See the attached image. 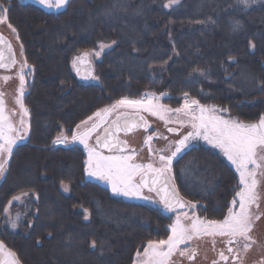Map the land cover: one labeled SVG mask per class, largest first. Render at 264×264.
<instances>
[{
  "label": "trees",
  "instance_id": "1",
  "mask_svg": "<svg viewBox=\"0 0 264 264\" xmlns=\"http://www.w3.org/2000/svg\"><path fill=\"white\" fill-rule=\"evenodd\" d=\"M166 2L69 0L52 13L0 0L32 67L23 96L27 140L13 148L0 181V242L19 264H133L149 241L168 237L173 212L114 196L85 179L81 147L54 145L97 111L145 94L177 108L188 93L228 109L218 111L224 119L252 123L264 115V0L248 8L239 0H180L167 9ZM100 43L111 47L101 51ZM97 51L90 55L96 79L77 81L72 58ZM171 169L199 216L227 215L240 185L220 152L190 147Z\"/></svg>",
  "mask_w": 264,
  "mask_h": 264
},
{
  "label": "snow or ice",
  "instance_id": "2",
  "mask_svg": "<svg viewBox=\"0 0 264 264\" xmlns=\"http://www.w3.org/2000/svg\"><path fill=\"white\" fill-rule=\"evenodd\" d=\"M35 2L44 8L52 9L53 7L61 8L65 7L69 0H35ZM180 0H167L163 5L164 8H172L178 5ZM256 0H239L245 8L249 7L250 3H255ZM8 8L3 3H0V23L6 18ZM201 23V21H197ZM11 27V25H9ZM240 28L239 22L233 25V31H238ZM12 31L16 30L12 28ZM115 43V42H113ZM0 44H2V38H0ZM251 44V42H250ZM11 51V45L8 46ZM102 51L105 48H110L111 45L100 43L98 45ZM254 47V46H253ZM101 51L86 52L81 56H77L73 60V67L76 68L77 62L83 63L88 55H95L99 57ZM6 59H9L5 55V52L0 48V68L9 67L5 63ZM11 64H15V57L12 56ZM28 67L27 62L22 65L20 71L17 73L19 79L18 95L16 103L19 105L22 115L27 116L28 109L24 106L23 96L25 92V77L28 75L24 71ZM78 71V69H77ZM203 75V73H201ZM87 76L92 79H96L91 72L87 73ZM11 77H4L7 81ZM146 95V101L133 100L128 98H121L117 100L110 108H105L102 111L109 113L119 108H131V109H143L150 112L152 115H159L161 119H164L162 113L175 111L177 114H183L188 118L187 122L190 123L193 131L189 132L183 138L178 140L175 145V151L171 153V156H160L161 167L154 169L151 164L148 165H131L128 163L132 159L131 156H104L98 150L100 147L107 148L111 151L116 147L115 143H111L109 140H105L101 145L99 139L97 140V146L92 147L88 141L93 128L86 131H79L81 125H77L76 129L71 133V141H79L83 145L87 152V160L85 161V173L89 176H93L98 180L107 182L114 194L123 195L125 197H141V189L148 187L149 191L155 190V185L159 182V176L170 173L172 171L171 164L173 157L181 153L188 147V142L195 139H203L213 148H217L223 154V156L234 166L236 173L239 176V190L236 191L235 197L231 202V206L228 207L227 215L221 221L216 220H202L194 216L189 218L187 213H184L185 219H191L189 225L181 223V217L178 215L176 220L170 225L171 235L166 240H159L158 242L149 241L143 251V259L136 261V264H169L170 257L177 251L178 246L184 244L186 241H190L193 238H199L201 235L211 236H227L229 237V244H238L239 240H249V233L253 227V220L259 219V216H253L250 211L252 205L257 204L258 194V180L256 179L258 172L264 175V115H261L257 122L245 123L237 119H224L216 113L218 111H228V109H218L214 106L202 105L196 99H189L188 93H184L185 100L181 108L168 109L163 108L158 104H152V100H159V97H154L150 94ZM3 93H0V174L5 170L6 158L13 152V146L18 139H24L28 135L27 125L24 120L21 119L20 123L23 127V132L20 128H16L10 122L9 118L5 115V106L3 101ZM94 115L100 116V112ZM89 117L88 120H91ZM142 119V118H141ZM181 124L185 121H179ZM82 124H87L88 121H82ZM117 131L120 130V125L116 124ZM136 126V121H125V130H130ZM15 132V136L12 133ZM151 139V137H149ZM68 141L67 136L58 138L53 143H65ZM147 142V141H146ZM123 149H121L122 151ZM251 165V167H250ZM148 169L149 171L157 173V178L152 180V186L149 187L148 181L142 180L141 183L136 184L132 182V178L137 171L141 169ZM65 191L69 189L64 186ZM164 195L161 196V203L164 206V210L171 212L174 208H184L186 205L179 198V193L175 192L173 187V194L169 195L166 187L161 189ZM147 199L146 197H143ZM20 197H13V200H19ZM11 203V202H10ZM238 203V210H234ZM192 209H196V204L189 205ZM7 208L5 211L7 212ZM85 220L88 219L87 210H85ZM12 227L15 228L16 224L13 222ZM166 246V251L164 250ZM248 245L245 244L244 248L247 250ZM95 248V242L93 243ZM229 252L233 249L229 248ZM0 255L6 256L7 259L3 261V264H19L16 259V254L12 251H6L4 245L0 243ZM139 256L140 253H137ZM181 256L185 255L184 251L180 252ZM195 253H192L194 256ZM221 257H224L221 253ZM191 258V257H189ZM237 257L234 256L235 260Z\"/></svg>",
  "mask_w": 264,
  "mask_h": 264
},
{
  "label": "rangeland",
  "instance_id": "3",
  "mask_svg": "<svg viewBox=\"0 0 264 264\" xmlns=\"http://www.w3.org/2000/svg\"><path fill=\"white\" fill-rule=\"evenodd\" d=\"M19 1L23 2V3L30 2V3L36 4L39 7H41L42 9H44L45 11L52 12V13H57L64 8V7H61V8L53 7L52 9H47V8H44L43 6L37 4L35 2V0H19ZM5 7H6V5H5ZM0 32L3 33L11 41V43L14 47V50H15L16 58H17V63H16V66L14 67L13 70H11L9 72L0 71V93H3L2 98H3L4 106H5V115L9 118V120L13 124V126L16 128H20L22 132H23V127H22L20 121H21V119H23L25 124L27 125V131H28L29 130L28 115L23 116L19 105L15 102L17 95H18L17 90L19 87V79H18L17 73L20 71L22 65L25 63L22 48H21V45H20V43H19V41L15 35V32L12 31V27H9V24H8L6 18L4 19V21L2 23H0ZM27 65H28V67L26 69H24V71L26 73H28V75H26V77H25V84H26L25 90H26L27 84L30 82L31 75H32V67L29 64H27ZM4 77H11V78L8 79L7 81H5L3 79ZM154 97H157V96H154ZM128 99H131V98H128ZM141 99H144V96L141 97ZM141 99H133V100H141ZM184 100H185V98L183 99L181 106L177 107V108H181L183 106ZM152 104H154V105L158 104L163 108H168V109H173V110L176 109V108H172V107L168 106L167 104L163 103L162 98H159V100L153 99ZM110 107L111 106H109L108 108H110ZM103 109H105V108H103ZM103 109L97 111V112H100V116H96V115H94L95 114L94 113L92 116H90V117H92L91 120H88V118H87L86 119L88 121L87 124H82V123L78 124V125H81L79 131H86L88 129L93 128L94 125L96 126L95 130L92 131L90 138H89V141H88L89 145L92 147H95L93 144L94 137L97 136L101 132V130L107 126L108 122L116 114L121 113L123 111H131V112L132 111H142V112H145L147 114L149 121L151 122V131L150 132L149 131H147V132L139 131L136 134L132 135L129 139V144L131 146V149L128 152L123 153V154L122 153L106 154V153H103L100 151L101 154L104 156H112V155L131 156L132 159L128 161V163L131 165H148V164H151L154 169L160 168L162 166L160 159H159L160 156H165V157L171 156V153L173 151H175L176 142L178 140H180L181 138H183L185 135H187L189 132L193 131V129L190 126V123L187 122L188 118L185 117L182 113L177 114L175 111L162 113L164 116V119H161L159 115H152L150 112L145 111L143 109H131V108H123L122 107V108L116 109L114 111H111L109 113H104L102 111ZM216 115L222 117L221 115L218 114V112L216 113ZM86 120H84V121H86ZM181 120L185 121V123L181 124L179 122ZM75 129H76V127L73 130H75ZM12 135L15 136V132H13ZM27 136H25L24 139H18L16 144L13 146V148L17 145L25 143L27 140ZM63 136H67L68 141L65 143H54V145L59 146V147H67V148L72 147V146H79L82 148V150L85 154V161H86L87 160V152L85 151L83 145L80 144L79 141H71V134L70 135L60 134L56 138V140L58 138H62ZM149 137H151V139H149ZM199 144H204L206 146L212 147L210 144H208L203 139H195V140L189 141L188 147L185 148L184 150H186L190 147L199 145ZM214 149H216L218 152H220L219 149H217V148H214ZM181 153H179V154H177V156L173 157L172 162ZM261 154H264V152H262ZM8 158H9V156H7L6 160H8ZM227 162L235 170L234 166L231 165V163L229 161H227ZM250 167H251V165H250ZM260 171H264V169H261ZM4 172H5V170H4ZM4 172L2 174H0V181L4 175ZM148 172H152V171H149L146 168L141 169L140 171H137L132 178V182L139 184L138 183L139 175L141 173H148ZM84 174H85L86 180L96 182V183L100 184L101 186L108 188L110 190V192L116 197H119V198L126 200V201L148 203V204H151V205L156 206L158 208H162L158 199L152 193L147 192L143 188L141 189V197L140 198H138V197H125L123 195L114 194L112 192L111 186L107 182L98 180L93 176L87 175L85 173V169H84ZM256 179L259 182L258 187L256 189L257 194H258V201H257V204L252 205L250 207V211L253 213L254 217L256 215H258L259 219L253 220V227H252L251 232L249 233V236H253L254 233L256 235H258L259 233H258L257 228L259 226L261 227V231L259 230L260 233L264 230V175H261L258 172ZM240 187H242V185H240ZM143 197H146L147 199H144ZM191 204H196V203L187 201L185 210L181 211V212H176L173 215L171 224L176 220V217L179 215L181 217V223L184 225H189L191 223V219H185V217L183 215L184 213H187L189 218H192L193 213H194L195 217H198L202 220H210V219H205V218L199 216L195 212V209H192L189 206ZM230 206H231V204H230ZM162 209H164V208H162ZM234 210H238V203H237ZM163 211H165V210H163ZM165 212H167V211H165ZM216 221H221V220H216ZM170 225H169V235H171ZM215 238L225 239L226 236L201 235L199 238H193L190 241H186L184 244H181L178 246L177 251L170 257L169 264H172L171 261H175V262L177 261V256L180 254L181 251L185 252V255L183 257H185L186 254H189V252L193 248H195V245H194L195 243H198V244L203 243V246H204L203 248H206L210 244V245H212L210 247L211 248L210 251H215L217 249V246H218L215 243ZM166 239L167 238H165L163 240H166ZM155 242H158V241H155ZM147 244H146V246H147ZM244 245H243V247H242V245H239V246L235 245L233 248V250L240 255L241 261H239L238 263H229V264H245V258L247 256H249L250 253H253V251H250V248L253 245L247 244L248 245L247 250H245ZM4 248H5V246H4ZM262 249H263L262 247L259 248V250H262ZM5 250L8 251L7 248H5ZM164 250L165 251L167 250L166 246H165ZM143 251H144V249L141 252H139L140 253L139 256L136 254L133 264H136V261L143 259ZM263 256H264V254H263ZM5 259H7L6 256L0 255V264H3V261ZM260 263L264 264V261H261Z\"/></svg>",
  "mask_w": 264,
  "mask_h": 264
},
{
  "label": "water",
  "instance_id": "4",
  "mask_svg": "<svg viewBox=\"0 0 264 264\" xmlns=\"http://www.w3.org/2000/svg\"><path fill=\"white\" fill-rule=\"evenodd\" d=\"M0 38H2V44H0V48L3 49L5 52V55L9 57V59H6L5 63L9 65V67L6 68H0V71L3 72H9L14 69L17 63V58L15 54L14 47L11 43V41L0 32ZM9 45H11V51H9ZM84 53H81L79 55H76L72 58V61L70 63L71 70L76 78L77 81L81 83H89L93 79L89 76H87V73L91 72L92 75H94V65L90 58V55L86 57L83 63L77 62L76 68L73 67V60L77 56H81ZM15 57L16 63L13 65L11 64V57ZM78 69V71H77ZM142 118V119H141ZM136 121V126L132 127L130 130H125L124 124L125 121ZM116 124H119L120 130L117 131ZM151 129V124L139 113V112H131V111H123L121 113L116 114L107 124L106 127H104L101 132L94 137L93 144L96 147L97 146V140L99 139L101 145L104 143L105 140H109L111 143H115L116 147L113 148L111 151H109L107 148L100 147L98 150L101 152H104L106 154H112V153H124L129 150L128 142L121 138L120 135H127L133 132H136L138 130H143L144 132H147ZM121 149H123L121 151ZM157 178V173L155 172H148L139 177V183H141L142 180H147L149 187L152 186V180ZM167 189V192L169 195L173 194V187L175 192H178L169 173H165L161 176H159V182L155 185L154 191H149L148 187H144L143 189L152 193L160 202L161 196L164 195V192L161 191L162 188ZM179 198L184 202V200L179 195ZM162 208H164L163 204L160 202ZM186 205V203L184 202ZM186 206L184 208H174L171 212H181L184 211Z\"/></svg>",
  "mask_w": 264,
  "mask_h": 264
},
{
  "label": "flooded vegetation",
  "instance_id": "5",
  "mask_svg": "<svg viewBox=\"0 0 264 264\" xmlns=\"http://www.w3.org/2000/svg\"><path fill=\"white\" fill-rule=\"evenodd\" d=\"M132 112H139L151 124V122L149 121V118L145 112H142V111H132ZM139 131L144 132L143 130H138L136 132H133V133H130L127 135H120L122 139H124L128 142V145L130 147L129 150L131 149V146L129 144L130 137ZM150 131H151V129L149 130V132ZM128 151H126V152H128ZM126 152H124V153H126ZM143 174H145V173H141L139 175V177ZM138 183H139V179H138ZM184 202L186 203L187 201L184 200ZM173 213L175 214L176 212H173ZM257 229H258V233H259L258 235H256L254 233L253 236H250L249 240H244L243 238H241L239 240L238 244H229L228 243L229 237H227V236L225 239L215 238V243H216V245H218L217 249L215 251H210V249H211L210 247L212 246L210 244L206 248H203L204 247L203 243H200V244L195 243L194 244L195 248H193L189 252V254H186L185 257H183L179 254L177 256V261L176 262L171 261V263L172 264H229V263H238L239 261H241L240 255L237 252H235L234 250L232 252H229L228 249L229 248L233 249L235 245H238V246L242 245V247H243L244 244H250V245H253L250 248V251H253V253H250L249 256H247L245 258V264H257V263L261 264L260 262L264 261V256H263V254H264V230L260 233L259 230L261 231V227L259 226ZM260 247H262L263 249L259 250ZM193 252L195 253L194 256H192ZM221 253H223L224 257H226L227 259L222 258ZM234 256L237 257L235 260L233 259ZM189 257H191V258H189Z\"/></svg>",
  "mask_w": 264,
  "mask_h": 264
},
{
  "label": "built area",
  "instance_id": "6",
  "mask_svg": "<svg viewBox=\"0 0 264 264\" xmlns=\"http://www.w3.org/2000/svg\"><path fill=\"white\" fill-rule=\"evenodd\" d=\"M146 98H144V100H145Z\"/></svg>",
  "mask_w": 264,
  "mask_h": 264
}]
</instances>
